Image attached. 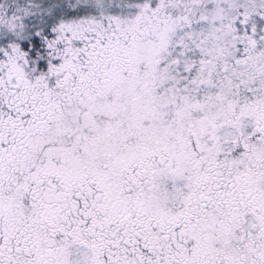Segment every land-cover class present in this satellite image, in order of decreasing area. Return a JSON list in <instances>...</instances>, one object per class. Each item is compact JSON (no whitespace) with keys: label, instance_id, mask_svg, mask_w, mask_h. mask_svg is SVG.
<instances>
[{"label":"snow or ice","instance_id":"6c2138e0","mask_svg":"<svg viewBox=\"0 0 264 264\" xmlns=\"http://www.w3.org/2000/svg\"><path fill=\"white\" fill-rule=\"evenodd\" d=\"M0 264H264V0H0Z\"/></svg>","mask_w":264,"mask_h":264}]
</instances>
